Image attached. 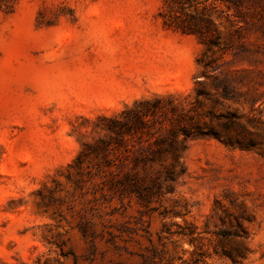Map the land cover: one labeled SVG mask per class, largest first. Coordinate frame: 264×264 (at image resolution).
<instances>
[{"label": "rangeland", "instance_id": "374dc122", "mask_svg": "<svg viewBox=\"0 0 264 264\" xmlns=\"http://www.w3.org/2000/svg\"><path fill=\"white\" fill-rule=\"evenodd\" d=\"M156 96L208 134L139 196L92 145ZM0 264H264V0H0Z\"/></svg>", "mask_w": 264, "mask_h": 264}, {"label": "trees", "instance_id": "16d2710c", "mask_svg": "<svg viewBox=\"0 0 264 264\" xmlns=\"http://www.w3.org/2000/svg\"><path fill=\"white\" fill-rule=\"evenodd\" d=\"M232 1L238 4L241 0ZM197 15L192 17L196 19ZM207 38L208 47L218 42L213 37ZM163 101L162 96L143 98L113 116L104 117V123L98 126L108 137H101L92 145L96 153L102 155L105 166H115L119 169L118 174L122 173L117 179L119 187L129 186L131 192L137 191L139 196L143 181H157L161 176L174 179L182 173L183 169L176 168L181 157L180 146L188 138L208 134L193 116L174 115L175 106L171 109L172 115H168ZM180 135H183L182 139ZM116 151L121 153L118 163L110 157V153Z\"/></svg>", "mask_w": 264, "mask_h": 264}]
</instances>
